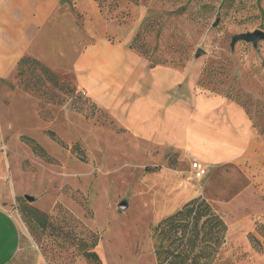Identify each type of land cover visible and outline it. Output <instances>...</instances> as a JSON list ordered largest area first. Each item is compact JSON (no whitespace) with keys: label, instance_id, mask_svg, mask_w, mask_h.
<instances>
[{"label":"rangeland","instance_id":"374dc122","mask_svg":"<svg viewBox=\"0 0 264 264\" xmlns=\"http://www.w3.org/2000/svg\"><path fill=\"white\" fill-rule=\"evenodd\" d=\"M96 3L99 11L92 0H79L85 29L115 42L128 40V45L139 32L148 56L132 49L135 53L148 63L186 72L197 91L237 102L264 137V41L256 48L244 41L229 46L234 34L264 31V0ZM53 18L37 39L58 51L69 38L71 20L56 23ZM0 30V206L25 233L26 262L36 257L41 264H156L151 231L175 209L171 199L177 190L188 183L202 190L206 182L205 192L214 194L218 186L237 179L234 170L217 171L189 157L179 160L174 149L127 134L121 111L112 105L111 117L85 100L58 54L49 67L57 85L30 67L18 74L19 40L11 28ZM81 32L86 38L87 30ZM26 138L48 158L34 153ZM76 144L81 153L72 150ZM194 166L205 169L202 180L192 178ZM218 201L211 199V207L227 230L212 264H264V186L249 193L248 200ZM25 206L46 214L44 227L26 222ZM84 251L95 252L98 260Z\"/></svg>","mask_w":264,"mask_h":264},{"label":"crops","instance_id":"0c3cea01","mask_svg":"<svg viewBox=\"0 0 264 264\" xmlns=\"http://www.w3.org/2000/svg\"><path fill=\"white\" fill-rule=\"evenodd\" d=\"M78 4L79 0H1L0 29L11 28L9 32L21 47L14 65L28 55L52 68L53 54H58L60 65L73 72L77 89L111 117L115 116L112 105L121 111L127 134L168 146L179 154V160L189 157L216 170L227 167L237 176L231 185L215 188L214 194L205 192L209 189L206 182L202 190L188 183L171 199L175 209L162 217L197 196L211 206V199L228 204L236 198L248 200L249 193L264 186V137L243 107L223 95L197 91L193 77L184 71L164 65L150 67L129 48L128 40L115 42L85 29ZM51 18L56 23L61 18L71 20L69 38L61 41L64 49L58 51L51 49L50 42L37 39ZM81 30H87L86 38ZM24 235L17 218L0 206V264H41L36 257L26 262Z\"/></svg>","mask_w":264,"mask_h":264},{"label":"trees","instance_id":"16d2710c","mask_svg":"<svg viewBox=\"0 0 264 264\" xmlns=\"http://www.w3.org/2000/svg\"><path fill=\"white\" fill-rule=\"evenodd\" d=\"M139 36L140 33L136 32L129 43V48L143 56H148L147 47L139 42ZM157 64L156 61H151L149 66L153 67ZM15 66L18 74L22 75L24 69L30 67V71L37 70L43 73L44 78L52 85L58 84L53 71L34 57L23 55L18 58ZM84 95L85 100L88 99L91 105H96L89 96L85 93ZM49 133L54 136L52 132ZM26 139L34 153L48 158L40 145L31 138ZM72 150L77 153L82 152L77 144L73 145ZM23 216L29 224L37 221L44 227L46 223V214L35 207L25 206ZM226 230L223 219L203 197L191 198L174 212L159 219L153 226L150 237L155 262L156 264H212L218 248L223 243ZM84 256L98 260L97 254L93 251H84Z\"/></svg>","mask_w":264,"mask_h":264},{"label":"water","instance_id":"95a60500","mask_svg":"<svg viewBox=\"0 0 264 264\" xmlns=\"http://www.w3.org/2000/svg\"><path fill=\"white\" fill-rule=\"evenodd\" d=\"M238 41H244L251 43L253 47H257L259 41H264V31L261 29H254L253 31H247L243 33H237L231 36L229 46L233 48L234 44ZM27 200L32 201L33 197L25 196ZM120 208H125V202L119 204Z\"/></svg>","mask_w":264,"mask_h":264},{"label":"built area","instance_id":"2783aa9c","mask_svg":"<svg viewBox=\"0 0 264 264\" xmlns=\"http://www.w3.org/2000/svg\"><path fill=\"white\" fill-rule=\"evenodd\" d=\"M194 167H195V169L192 173V178L196 179V180H200L201 177L203 176L204 172H205V169L202 167H196V166H194Z\"/></svg>","mask_w":264,"mask_h":264}]
</instances>
